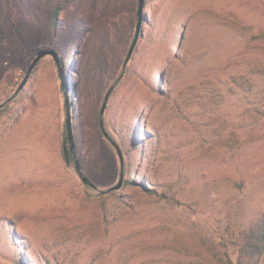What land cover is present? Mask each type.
Instances as JSON below:
<instances>
[{"label":"rangeland","instance_id":"374dc122","mask_svg":"<svg viewBox=\"0 0 264 264\" xmlns=\"http://www.w3.org/2000/svg\"><path fill=\"white\" fill-rule=\"evenodd\" d=\"M137 7L0 0V104L37 51L53 49L95 185L64 160L65 96L44 56L0 107V264H219L205 243L234 254L232 232L264 216V0H146L154 27L123 70ZM114 84L105 128L122 154L134 136L143 158L121 161L99 131Z\"/></svg>","mask_w":264,"mask_h":264},{"label":"trees","instance_id":"16d2710c","mask_svg":"<svg viewBox=\"0 0 264 264\" xmlns=\"http://www.w3.org/2000/svg\"><path fill=\"white\" fill-rule=\"evenodd\" d=\"M63 6H64L63 4H58L53 10V24L54 25H56L58 23L59 13H60ZM146 18H147V16L145 13L144 24H143L141 34H140L141 38H143V34H145L144 27H145L146 22L149 19V16H148L147 20H146ZM155 20H156V18L154 16V12L152 11V17H150L148 24L150 26L154 27ZM162 42H163V37H162ZM160 43L161 42H158V46H157V49H159V51L163 50V46H161ZM169 49L171 52L172 48H169ZM38 63H37V65H38ZM159 64H161V62H159ZM37 65L35 67H37ZM161 67H162V65H161ZM153 91L155 93H158L159 88L155 87L153 89ZM71 93L73 94L72 91H71ZM72 112H73V108H72ZM99 131L103 136H106V133H108V135H109V132L106 130L105 125H104V129H103L100 126V122H99ZM104 131H106V132H104ZM63 135H64V140H65L67 137L66 125L64 127ZM74 137H75V135H74ZM132 137H133V140L131 139L125 145L126 147H125L124 152H125L126 156L131 157L132 153L135 152L136 153L135 154L136 159L143 158V154L141 151L142 149L140 150L141 143L134 142V141H136V138L134 136H132ZM127 138H129V136H127ZM68 148H69V145H68ZM139 151H141V152H139ZM124 152L122 155H124ZM63 156H64V160L66 162L64 150H63ZM68 156H69L70 163L71 162L75 163L73 156L70 152H68ZM79 159L81 162L80 156H79ZM67 164H69V163H67ZM145 168L146 167H143V169H145ZM124 169L125 168L123 167L122 170L124 171ZM137 171H138V169L135 166H133L132 163L128 166V173L129 174H131L133 172H137ZM132 184H133V180L130 177H128L123 181L120 189H123L124 187H126L128 185H132ZM112 193H114V192L106 193V194L110 195ZM229 238H230V241L233 245L234 254L229 253V251L227 249H219L217 246H215V244L210 245L208 242L205 243L206 249L209 252V254L213 257V259H215L219 264H259L262 255H264V216L253 221L247 227L238 228L236 231H233L232 234L229 236ZM233 255H235V258H233Z\"/></svg>","mask_w":264,"mask_h":264},{"label":"water","instance_id":"95a60500","mask_svg":"<svg viewBox=\"0 0 264 264\" xmlns=\"http://www.w3.org/2000/svg\"><path fill=\"white\" fill-rule=\"evenodd\" d=\"M145 9H146V0H138L137 22H136V27H135V35H134V38L131 42V45L129 47L127 55L125 57L123 70L126 68L127 63L131 59V57L135 51L137 42L139 40L141 30H142V27L144 24ZM47 55L53 56L54 60L56 61L57 65H58V71H59L58 74H59V77L61 80V87H62L64 96H65V105H66V121L65 122H66V129H67V137L64 140L63 150H64L66 162L70 163L69 156H68V152H70L72 154L74 162H75V168H76L78 174L80 175L82 181L85 184H88L92 187H95V185L84 174V172L82 170L80 159L78 157V153H77V149H76V143H75V137H74V130H73V116L74 115L72 112V98L70 95L68 74H67L66 69L62 66L60 60L57 57L56 52L53 49L42 48V49L37 51L35 58L31 62L30 66H29L23 80L20 82L18 88L16 89V91L14 92V94L12 96H10L5 102L0 104V107H3L8 102H10L25 87V85H26L28 79L30 78L35 66L37 65V63L40 61V59L42 57L47 56ZM114 87H115V84L110 86V88L108 89L107 93L104 96V101H103L102 107H101L100 112H99V122H100V126L103 129H104L103 113L105 111L108 99H109L110 94H111L112 90L114 89ZM104 132H106V131H104ZM106 137L115 146V148L117 149L118 155L122 161L123 156H122V150H121L120 146L108 135V133H106ZM68 145H69V148H68ZM121 186H122V178L120 179V181L117 184H115L114 186H111L107 190V192H110L112 190H118L121 188ZM13 264H21V263H13Z\"/></svg>","mask_w":264,"mask_h":264}]
</instances>
